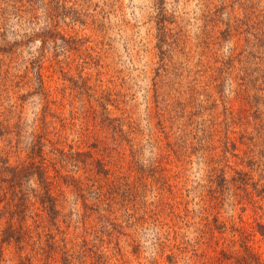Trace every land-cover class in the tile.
Returning <instances> with one entry per match:
<instances>
[{
    "label": "rangeland",
    "instance_id": "obj_1",
    "mask_svg": "<svg viewBox=\"0 0 264 264\" xmlns=\"http://www.w3.org/2000/svg\"><path fill=\"white\" fill-rule=\"evenodd\" d=\"M2 9L0 26L22 45L11 61L0 54V120L19 119L20 146L34 127L65 150L92 151L114 186L108 199L61 188L67 222L52 231L51 264H201L211 212L228 222L239 212L228 193L210 208V171H224L229 193L235 170L264 175V0H0ZM229 53L236 60L223 67ZM32 54L48 109L34 80L4 81L5 62L23 74L15 67ZM9 137L15 144V131ZM252 215L248 206L243 217ZM249 244L264 264V240ZM35 254L33 239L22 251L4 245L0 264H40Z\"/></svg>",
    "mask_w": 264,
    "mask_h": 264
},
{
    "label": "trees",
    "instance_id": "obj_2",
    "mask_svg": "<svg viewBox=\"0 0 264 264\" xmlns=\"http://www.w3.org/2000/svg\"><path fill=\"white\" fill-rule=\"evenodd\" d=\"M4 12L5 9H2L0 20H5ZM0 27L3 28L0 32V54L11 61L20 51L22 40L9 41L5 22ZM227 32H230V29L222 33L228 35ZM234 60L236 58L229 53L227 58L222 60V66L228 67L230 64L232 67ZM3 63L2 65H6L4 81L19 78L16 81L18 86L24 79L28 82L34 80L37 84L34 93L43 95L41 99L46 104L45 109H48L50 102L45 92L41 59L33 58V54L28 59H22L18 63V68L17 66L15 68L19 70L24 66L23 74L10 73L8 62ZM25 97L22 95L20 99L24 100ZM14 106L15 104L8 109L9 115L12 114ZM157 115L162 122L163 115L160 113ZM161 125L165 129L164 125ZM21 130L19 119L13 126L7 121L0 120V143L4 142L6 147L0 149V248L4 245H13L18 251H22L25 243L33 239V259L35 253L41 250L44 260L40 264H51L50 253L51 249L55 248L56 235L52 231L55 229L56 233L63 234L60 223L67 222L61 210L64 202L61 201L63 191L61 188L65 186L74 192H80L84 187H93L97 198L108 199L111 194L110 189L114 190V186L113 182L109 181L110 171L107 163L96 158L92 151L73 149L72 145H68V149L65 150L60 146L61 141L47 139L45 130L42 134L35 133L34 127L29 140L27 139L25 145L20 146L24 144L19 139ZM13 131L18 137L15 144L9 137ZM188 134L189 132L186 136ZM46 147H49L47 151ZM19 150L27 152L26 158L11 162L10 154ZM247 154H244L243 159L248 167L258 166L253 157ZM79 171H82V174L75 176ZM139 171L142 172V170ZM210 172L207 190L210 208L217 210L228 193L229 199L232 200L230 202L232 208L235 209L237 206L239 212L238 221L233 219L229 222L219 218V211L211 212L212 219H206L201 231L202 238H206L205 244L210 251L208 254H202L201 264H261L259 255L249 242L255 235H259L264 240V184L258 183L264 175H260L258 180L253 181L250 171L235 170V176L230 180L234 192L229 193V182L224 178V171L217 172L216 168H213ZM187 192L189 193V190ZM232 196L237 198L236 201H233ZM248 206L252 208V220L243 217ZM174 217L178 218L179 215L174 214ZM170 233L169 229L167 237ZM177 237L178 233L173 229L174 247L179 249L180 243ZM43 238H45V244L39 245ZM236 244H239L242 250L232 249ZM25 260L30 261V258L26 256ZM62 264L71 263L64 257Z\"/></svg>",
    "mask_w": 264,
    "mask_h": 264
}]
</instances>
